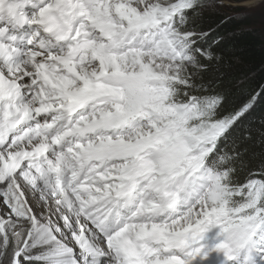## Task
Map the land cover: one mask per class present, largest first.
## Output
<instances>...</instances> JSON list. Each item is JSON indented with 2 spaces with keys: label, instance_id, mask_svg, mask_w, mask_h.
Segmentation results:
<instances>
[{
  "label": "snow or ice",
  "instance_id": "obj_1",
  "mask_svg": "<svg viewBox=\"0 0 264 264\" xmlns=\"http://www.w3.org/2000/svg\"><path fill=\"white\" fill-rule=\"evenodd\" d=\"M243 6L0 0V264H264V84L198 24Z\"/></svg>",
  "mask_w": 264,
  "mask_h": 264
},
{
  "label": "trees",
  "instance_id": "obj_2",
  "mask_svg": "<svg viewBox=\"0 0 264 264\" xmlns=\"http://www.w3.org/2000/svg\"><path fill=\"white\" fill-rule=\"evenodd\" d=\"M230 9H205L198 20L200 28L209 33L207 44L222 57L218 72L214 67L208 76L215 78L222 74L221 86L236 93H248L264 84V19L256 13L235 15ZM250 119L253 128L261 127L264 97L259 99Z\"/></svg>",
  "mask_w": 264,
  "mask_h": 264
},
{
  "label": "rangeland",
  "instance_id": "obj_3",
  "mask_svg": "<svg viewBox=\"0 0 264 264\" xmlns=\"http://www.w3.org/2000/svg\"><path fill=\"white\" fill-rule=\"evenodd\" d=\"M232 3H239L242 5H254V6H243L237 8H231L230 13L235 15L247 16L258 14L264 19V0H231Z\"/></svg>",
  "mask_w": 264,
  "mask_h": 264
}]
</instances>
